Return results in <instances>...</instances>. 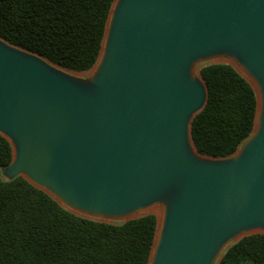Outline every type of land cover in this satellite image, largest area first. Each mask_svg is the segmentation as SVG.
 <instances>
[{
	"label": "water",
	"instance_id": "obj_1",
	"mask_svg": "<svg viewBox=\"0 0 264 264\" xmlns=\"http://www.w3.org/2000/svg\"><path fill=\"white\" fill-rule=\"evenodd\" d=\"M218 58L258 101L225 159L200 154L191 129L209 99L198 65ZM0 133L5 179L101 222L160 206L150 264H218L264 234V0H116L89 80L0 38Z\"/></svg>",
	"mask_w": 264,
	"mask_h": 264
},
{
	"label": "trees",
	"instance_id": "obj_2",
	"mask_svg": "<svg viewBox=\"0 0 264 264\" xmlns=\"http://www.w3.org/2000/svg\"><path fill=\"white\" fill-rule=\"evenodd\" d=\"M116 0H0V38L71 72L99 62ZM208 103L192 123L204 156L232 157L252 135L254 88L233 66L201 67ZM13 147L0 133V173ZM158 217L101 222L77 216L23 177L0 174V264H150ZM264 264V234L243 238L218 264Z\"/></svg>",
	"mask_w": 264,
	"mask_h": 264
},
{
	"label": "rangeland",
	"instance_id": "obj_3",
	"mask_svg": "<svg viewBox=\"0 0 264 264\" xmlns=\"http://www.w3.org/2000/svg\"><path fill=\"white\" fill-rule=\"evenodd\" d=\"M227 62H229V61H228V60H226V61H220V60H217V59H212V60H210V61L203 62V63H201V64L198 65V68H197V69H198L197 74L199 75V70L201 69V67H203V66H205V65L218 64V63H227ZM97 66H98V64H97L92 70H90V71H88V72H80V73H78V72H70V71H69V73H70L71 75H73L74 77H76V78H79V79H82V80H89V79H91V78L94 76ZM236 68H237V70H238L243 76L247 77V75L241 70L240 67H238V66L236 65ZM0 174H1V177H3L4 179L6 178V176H5V174H4L3 171H1ZM151 212H152V213H155L159 218L162 217V209H161L160 206H159V207H158V206H157V207H154L151 211H149V213H151Z\"/></svg>",
	"mask_w": 264,
	"mask_h": 264
},
{
	"label": "crops",
	"instance_id": "obj_4",
	"mask_svg": "<svg viewBox=\"0 0 264 264\" xmlns=\"http://www.w3.org/2000/svg\"><path fill=\"white\" fill-rule=\"evenodd\" d=\"M244 264H255V263L252 261H248V262H245Z\"/></svg>",
	"mask_w": 264,
	"mask_h": 264
},
{
	"label": "bare ground",
	"instance_id": "obj_5",
	"mask_svg": "<svg viewBox=\"0 0 264 264\" xmlns=\"http://www.w3.org/2000/svg\"><path fill=\"white\" fill-rule=\"evenodd\" d=\"M217 60L226 61V59H224V58H218Z\"/></svg>",
	"mask_w": 264,
	"mask_h": 264
}]
</instances>
